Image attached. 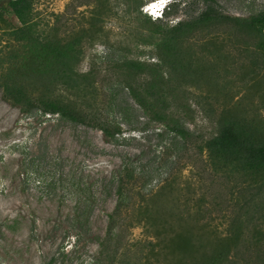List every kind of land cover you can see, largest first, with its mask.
Returning a JSON list of instances; mask_svg holds the SVG:
<instances>
[{
	"label": "rangeland",
	"instance_id": "rangeland-1",
	"mask_svg": "<svg viewBox=\"0 0 264 264\" xmlns=\"http://www.w3.org/2000/svg\"><path fill=\"white\" fill-rule=\"evenodd\" d=\"M8 1L0 0V57L20 58L12 64L16 81L93 105L97 119L119 123L121 132L111 141L95 127L26 115L5 98L0 80V264H189L222 249L221 264H264V174L205 146L226 119L264 140L257 40L223 21L181 43L171 65L158 54L166 35L158 26L196 15L204 0H181L167 19L143 9L153 0H35L39 33L79 39L81 58L72 65L85 89L79 96L20 76L35 66L21 62L22 46L10 35L20 21ZM216 4L229 16L264 13V0ZM134 61L144 65L133 72L135 83L153 66L163 70L171 117L187 137L166 131L122 89ZM124 164L129 184L118 209L112 177Z\"/></svg>",
	"mask_w": 264,
	"mask_h": 264
},
{
	"label": "trees",
	"instance_id": "trees-1",
	"mask_svg": "<svg viewBox=\"0 0 264 264\" xmlns=\"http://www.w3.org/2000/svg\"><path fill=\"white\" fill-rule=\"evenodd\" d=\"M140 1H138L139 4ZM181 3L176 2L170 7L172 12H176L174 6ZM10 10L20 21V26L11 31L10 35L20 43L24 58L21 62L25 65H34L35 68L20 76L35 80L38 85L47 89L51 85L69 91L75 90L76 95L82 96L85 89L79 80L78 73L72 70L74 64L80 61L81 53L78 48L79 39L69 41L60 38H52L42 35L37 31L35 11V0H9L7 3ZM203 8L196 15H191L187 19L177 21L172 27H158L165 32L163 40L157 43L160 55L164 56L167 64H175V58L181 43L190 39L198 32L217 25L223 21L234 27L240 35H246L250 39H256L255 47L264 52V13L253 15L250 18H240L222 14L217 8L216 0H204ZM150 18V17H149ZM167 19V18H165ZM148 22H152L150 19ZM161 21V20H160ZM13 55L9 58L0 57V80L4 86V95L7 100H11L15 105H19L24 114H31L33 111L41 112V115H50L60 121H67L77 125L95 127L102 131L109 140L116 139L121 132L119 123L112 120L97 119V109L93 105L80 103L78 100L69 101L65 98H53L48 94H38L37 91L30 92L27 87L16 81V76L20 73L14 70V61L19 60ZM168 60V61H167ZM12 65V66H11ZM133 71L129 72L130 80L125 81L122 89H127L130 96L142 107L151 119L158 121L165 127V130L173 133L176 137H187L189 130L177 119L171 117L169 105L168 85L165 84L164 72L159 66H153L141 83H135L136 74L134 71L144 66L141 62L134 61L127 63ZM172 67L171 73H175ZM189 73L192 75L191 68ZM136 84V85H135ZM89 83L86 89L92 88ZM80 93V94H79ZM120 91L111 94V103L115 102V95ZM37 94V95H36ZM86 106H84V105ZM205 146L219 160L237 162L248 171L260 172L264 174V140L248 130L246 125L237 119H226L222 122L219 132L208 139ZM129 167L124 164L122 169L113 175V186L118 198V209L122 201L126 198L128 187ZM89 204H86V208ZM117 209V211H118ZM238 236V235H237ZM222 252H227L222 249ZM206 257L201 261H194L189 264H221L224 253Z\"/></svg>",
	"mask_w": 264,
	"mask_h": 264
},
{
	"label": "clouds",
	"instance_id": "clouds-1",
	"mask_svg": "<svg viewBox=\"0 0 264 264\" xmlns=\"http://www.w3.org/2000/svg\"><path fill=\"white\" fill-rule=\"evenodd\" d=\"M181 0H153L150 3L144 6V10L148 11V13L153 17V19H163L168 18V11L170 7L176 2H180Z\"/></svg>",
	"mask_w": 264,
	"mask_h": 264
}]
</instances>
